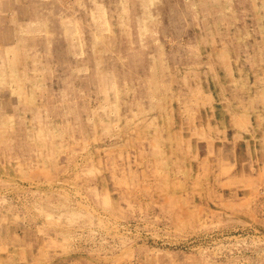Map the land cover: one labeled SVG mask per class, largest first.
I'll list each match as a JSON object with an SVG mask.
<instances>
[{"label": "rangeland", "instance_id": "obj_1", "mask_svg": "<svg viewBox=\"0 0 264 264\" xmlns=\"http://www.w3.org/2000/svg\"><path fill=\"white\" fill-rule=\"evenodd\" d=\"M0 264H264V0H0Z\"/></svg>", "mask_w": 264, "mask_h": 264}, {"label": "bare ground", "instance_id": "obj_2", "mask_svg": "<svg viewBox=\"0 0 264 264\" xmlns=\"http://www.w3.org/2000/svg\"><path fill=\"white\" fill-rule=\"evenodd\" d=\"M232 5V4H231ZM148 6V5H147ZM224 29V28H223ZM208 49V48H207ZM241 70V69H240ZM230 72V71H229ZM102 75V74H101ZM101 86V85H100ZM103 87V86H102ZM106 87V86H105ZM135 119V118H134ZM38 126V125H37ZM43 131V130H42ZM213 136V135H212ZM113 158V157H112ZM39 163V162H38ZM114 164V163H113Z\"/></svg>", "mask_w": 264, "mask_h": 264}]
</instances>
